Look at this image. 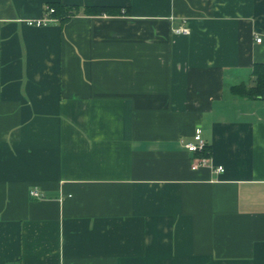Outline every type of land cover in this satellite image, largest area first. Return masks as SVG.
Masks as SVG:
<instances>
[{
	"label": "crops",
	"instance_id": "crops-1",
	"mask_svg": "<svg viewBox=\"0 0 264 264\" xmlns=\"http://www.w3.org/2000/svg\"><path fill=\"white\" fill-rule=\"evenodd\" d=\"M257 63L264 0H0V264H264Z\"/></svg>",
	"mask_w": 264,
	"mask_h": 264
},
{
	"label": "trees",
	"instance_id": "trees-1",
	"mask_svg": "<svg viewBox=\"0 0 264 264\" xmlns=\"http://www.w3.org/2000/svg\"><path fill=\"white\" fill-rule=\"evenodd\" d=\"M50 6L55 9L52 15L54 18H57L61 22L69 18L71 11L62 3H52ZM90 11L95 15H112L119 13V9L111 7H92ZM252 76L254 78L253 86L248 87L245 83L233 85L230 87L231 94L247 99H264V63H257L254 65ZM196 155L200 157H209L210 147L207 146L206 150L202 153H196Z\"/></svg>",
	"mask_w": 264,
	"mask_h": 264
},
{
	"label": "built area",
	"instance_id": "built-area-1",
	"mask_svg": "<svg viewBox=\"0 0 264 264\" xmlns=\"http://www.w3.org/2000/svg\"><path fill=\"white\" fill-rule=\"evenodd\" d=\"M55 12V9L50 6L47 5L44 11V14L41 18L39 19H35V20H28L27 24L29 26H35V27H41L46 25L47 23L51 22L54 18H53V14ZM175 33L177 34H183V35H189L190 34V28L188 26H183V27H179L177 29L174 30ZM258 42H261V38L257 39ZM186 150L190 153L196 154V153H202L204 150H206L207 148V142L205 141V139L203 138L202 135V129L201 128H197L195 130V133L192 137V139L188 142H186L184 144ZM209 157H200L197 156L192 169L196 170L199 167H206L209 165ZM216 172H223L224 169L223 167H218L215 170ZM30 195L32 197H34L35 199H40L43 197V195L40 193L39 190L37 189H31L30 191Z\"/></svg>",
	"mask_w": 264,
	"mask_h": 264
}]
</instances>
